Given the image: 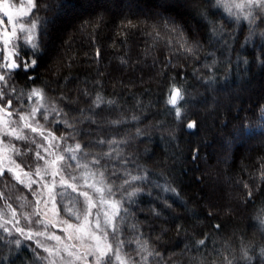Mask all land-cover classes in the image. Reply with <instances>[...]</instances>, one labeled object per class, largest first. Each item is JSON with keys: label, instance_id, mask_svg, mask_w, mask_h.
Masks as SVG:
<instances>
[{"label": "trees", "instance_id": "trees-1", "mask_svg": "<svg viewBox=\"0 0 264 264\" xmlns=\"http://www.w3.org/2000/svg\"><path fill=\"white\" fill-rule=\"evenodd\" d=\"M31 20L21 56L34 65L10 87L43 94L49 120L67 123L71 169L100 173L120 201L126 261L264 264V10L35 0ZM57 195L77 219L79 198ZM0 264L44 262L0 225Z\"/></svg>", "mask_w": 264, "mask_h": 264}, {"label": "rangeland", "instance_id": "rangeland-1", "mask_svg": "<svg viewBox=\"0 0 264 264\" xmlns=\"http://www.w3.org/2000/svg\"><path fill=\"white\" fill-rule=\"evenodd\" d=\"M218 1L242 17L264 10V0ZM34 7L35 0H0V225L30 242L44 264H129L118 247L120 201L104 177L71 169L67 123L49 120L53 105L38 89L18 97L10 87L16 70L34 65L21 56L34 44ZM61 188L79 198L77 219L61 214Z\"/></svg>", "mask_w": 264, "mask_h": 264}, {"label": "water", "instance_id": "water-1", "mask_svg": "<svg viewBox=\"0 0 264 264\" xmlns=\"http://www.w3.org/2000/svg\"><path fill=\"white\" fill-rule=\"evenodd\" d=\"M10 68L13 69V70L16 69L17 68V64L15 62H12L10 64Z\"/></svg>", "mask_w": 264, "mask_h": 264}]
</instances>
